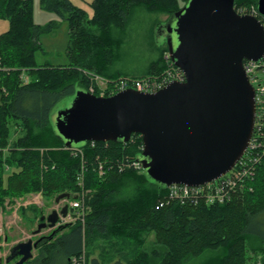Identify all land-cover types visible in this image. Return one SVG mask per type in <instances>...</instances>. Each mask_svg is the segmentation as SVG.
Here are the masks:
<instances>
[{
	"label": "trees",
	"instance_id": "1",
	"mask_svg": "<svg viewBox=\"0 0 264 264\" xmlns=\"http://www.w3.org/2000/svg\"><path fill=\"white\" fill-rule=\"evenodd\" d=\"M186 1L181 0L183 5ZM40 4L68 20L67 53L75 70L66 74L58 65L37 63L34 54L43 50L38 36L54 23L35 24L29 0H0V18L9 21L0 33V207L6 197L29 192L49 197L54 192H89L83 218L61 224L67 229L60 235L39 238L38 253L24 264H74L72 257L82 256L85 239L92 236L109 238L107 245L114 247L109 264H247L246 242L252 237L264 242V152L253 164L249 187L229 201H171L158 206L167 188L139 170L119 169L126 158L134 159L141 151L139 134H131L127 142L88 141L79 152L65 147L51 127L54 106L75 87L87 88L85 75L82 85L69 78L81 76L85 69L101 74L97 66L105 67L104 61L94 62L110 57L99 54L97 39H103L104 31L110 38L111 25L124 27L138 5L170 15L181 7L179 0H92L91 16L71 0ZM243 6L255 11L264 26L257 0H235L236 8ZM159 59L151 73L165 66L163 55ZM23 69L30 76L27 83L22 81ZM14 124L19 136L12 140ZM84 264L103 263L93 256Z\"/></svg>",
	"mask_w": 264,
	"mask_h": 264
},
{
	"label": "water",
	"instance_id": "2",
	"mask_svg": "<svg viewBox=\"0 0 264 264\" xmlns=\"http://www.w3.org/2000/svg\"><path fill=\"white\" fill-rule=\"evenodd\" d=\"M234 5L235 0H187L159 24L158 35L183 71V82L107 96L75 87L50 113L54 134L67 148L88 141L127 142L139 134L142 149L135 159L158 187L201 185L223 175L242 156L253 132L255 91L243 61L260 62L264 55V26ZM257 11L264 16V0H257ZM65 197L69 193L56 201ZM67 209L65 204L41 215L33 234L54 227ZM36 244L32 237L17 242L6 262L18 255L12 264H24Z\"/></svg>",
	"mask_w": 264,
	"mask_h": 264
},
{
	"label": "rangeland",
	"instance_id": "3",
	"mask_svg": "<svg viewBox=\"0 0 264 264\" xmlns=\"http://www.w3.org/2000/svg\"><path fill=\"white\" fill-rule=\"evenodd\" d=\"M71 1L75 5L85 9L89 16L92 15L93 11L90 6L92 0ZM29 4L31 18L35 24L45 26V24L49 22L54 23L52 24L53 28L42 30L38 36V41L41 43L43 50H37L34 54L37 63L48 65L58 64L62 70L66 71V74L72 72L74 65L70 61L67 53V46L70 41L68 20L61 18L54 11L41 7L40 0H29ZM179 5H181V7L183 6L181 0H179ZM243 7L246 8L245 6ZM168 17L169 13L165 11H149L142 5L134 7L124 27L122 25L118 27L117 25L112 24L110 27L111 37H107L106 35L109 33L104 31L103 39H97L98 43H100L99 46L102 48L99 50V54L101 52L100 56L107 57L108 54H110V57L108 59H96L94 62H98V60L100 62L104 61L103 66L105 67L102 68L101 66H97V69H101L99 70L101 74L112 75V77H107L95 73L92 70L85 69L81 76L72 75L69 80L77 81L79 85H82L81 80L85 75L88 81V90L92 89V91H90L95 94L110 95L112 93H104L106 90H109L110 92L113 91V83L108 85L107 80L148 78L154 74L160 73L165 66L158 72L151 73V70L154 63H161L159 58L162 55L165 59V53L167 52V50L165 51L166 45L163 39L159 37L158 29L159 24L161 25L164 23ZM8 25L9 21L6 18H0V33L5 31L8 28ZM99 31L102 32V30ZM100 35L102 34H97V36ZM103 42L106 44L103 45ZM23 71H25V73L21 74L22 81L25 80L27 83L30 80V76L27 75L26 70L23 69L22 72ZM91 72L104 79L105 84H101L100 86H106V89L96 87L98 82ZM7 170L11 173L13 171L12 168H8ZM85 191L89 192L88 189H85ZM61 193L63 192H54L51 195V199H42L41 202L37 200L36 196H28L27 198H33V200L36 198L38 204L31 206V209L24 210V221L20 220L16 211H8V214L4 219V222H8L7 225H0V264H12L16 260L14 259L13 262H6L5 259L9 254V249L17 242L25 241L29 237H32L35 241L41 237L57 236L66 231L67 228L61 227V224H64L62 222L57 225L55 224L54 227L41 228L37 234H32V231L37 228V225L40 222L39 217L41 215H47L52 209H58L60 205L67 203L66 200H63L64 198L56 201V198ZM71 195H73V193H71ZM26 201H28V199ZM26 201L24 202L25 204ZM19 202H21V199ZM108 240L109 238H101L97 236L86 238L84 242V259L96 256L103 264L109 263L112 259L111 251L114 247L107 245ZM246 244L247 248L244 253L248 257L247 264H263L264 242H260L258 239L252 237L246 242ZM37 251L38 247L36 244V247L32 249L33 256L38 253ZM209 253H211V251L206 254ZM123 255L124 254L121 252V257H123Z\"/></svg>",
	"mask_w": 264,
	"mask_h": 264
},
{
	"label": "built area",
	"instance_id": "4",
	"mask_svg": "<svg viewBox=\"0 0 264 264\" xmlns=\"http://www.w3.org/2000/svg\"><path fill=\"white\" fill-rule=\"evenodd\" d=\"M236 10L238 13L255 14V11H248L244 7H237ZM244 68L255 91L253 132L244 153L227 172L214 180L194 186L182 183L170 184L167 187L166 195L164 196L165 199L161 200L158 206H163L164 203H169L171 201H179L182 204L197 203L200 200L213 204L223 203L229 201L237 191L249 187L247 186L248 182L255 176L253 164L264 152V55L260 62L245 60ZM163 70L148 78H122L116 79L117 81L107 80L108 85L113 83V91L110 92L106 90L104 93L113 94L128 88L143 92H154L171 81L185 80L183 71L176 66L167 55H165V68ZM92 74L98 82L96 87L106 89V86H100L101 84H105L104 79L94 73ZM90 90L92 91V89ZM91 143L93 144L94 141H91ZM71 149L80 152V148ZM125 168H133L140 171L141 163L135 158H126L119 169L123 170ZM101 169L102 166L99 165L100 172ZM82 194H85V192H82ZM84 197L85 196L82 195L81 198L70 201L69 206L72 210H75L77 214L72 215V213H67L66 216L61 217V222L74 221L79 217H83L85 212ZM71 260L74 264H84L83 256H74Z\"/></svg>",
	"mask_w": 264,
	"mask_h": 264
},
{
	"label": "crops",
	"instance_id": "5",
	"mask_svg": "<svg viewBox=\"0 0 264 264\" xmlns=\"http://www.w3.org/2000/svg\"><path fill=\"white\" fill-rule=\"evenodd\" d=\"M42 7V6H41ZM68 23V30H69V22L67 21ZM8 29V28H7ZM6 29V30H7ZM5 30V31H6ZM4 32V31H3ZM2 33V32H1ZM69 33V32H68ZM51 65V64H50ZM55 65H58V64H55ZM16 124L13 125V127H11V139L14 140L16 139L18 136H19V133L16 131ZM82 192H85V194H82ZM65 193V192H63ZM68 193V192H67ZM85 196L84 197V200L86 198V195H87V192L85 191V189H81L80 191H78L76 194H73L71 195V193H69V197H65L63 200H66L67 203H64L63 205L67 204L68 206V213H72V215H76V211L75 210H72L71 207L69 206L70 205V201L76 199V198H81L82 195ZM36 196L37 197V200L39 202L43 200H47V199H51V196H45L41 191H37V192H29V193H26V194H23V196H20V197H6L2 206L0 207V225L1 224H6L8 222H4V219H5V216L8 214V211L11 210L12 212L13 211H16L18 216L20 217V220L21 221H24L25 220V216H24V210L25 209H31L30 207L33 206V205H36L38 204L36 202V198L35 200L30 199V198H27L28 196ZM21 199V202H19ZM28 199V201H26ZM26 201V204L24 203ZM18 203V204H17ZM63 205H60V207L57 209L59 210ZM84 210H85V206H84ZM83 218V217H82ZM34 231V230H33ZM33 231H32V234H33ZM34 235V234H33ZM84 249L82 251V256L84 257ZM34 257V256H33ZM32 257V258H33ZM96 257V256H95ZM31 258V259H32ZM109 264V263H108Z\"/></svg>",
	"mask_w": 264,
	"mask_h": 264
},
{
	"label": "flooded vegetation",
	"instance_id": "6",
	"mask_svg": "<svg viewBox=\"0 0 264 264\" xmlns=\"http://www.w3.org/2000/svg\"><path fill=\"white\" fill-rule=\"evenodd\" d=\"M160 32H161L162 35H166V31H164V29H162ZM162 37L164 38V36H162ZM163 38H162V39H163ZM9 254H10V249H9ZM9 254H8V255H9ZM17 257L19 258V256L17 255V256H15L14 258H12L10 261L13 262L14 259L17 260V259H18ZM16 260H15V261H16ZM15 261H14V262H15Z\"/></svg>",
	"mask_w": 264,
	"mask_h": 264
}]
</instances>
